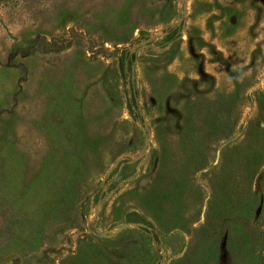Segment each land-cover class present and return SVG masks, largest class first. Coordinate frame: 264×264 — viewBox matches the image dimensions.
Listing matches in <instances>:
<instances>
[{
    "label": "rangeland",
    "instance_id": "obj_1",
    "mask_svg": "<svg viewBox=\"0 0 264 264\" xmlns=\"http://www.w3.org/2000/svg\"><path fill=\"white\" fill-rule=\"evenodd\" d=\"M135 230L264 264V0H0V264H129Z\"/></svg>",
    "mask_w": 264,
    "mask_h": 264
},
{
    "label": "trees",
    "instance_id": "obj_2",
    "mask_svg": "<svg viewBox=\"0 0 264 264\" xmlns=\"http://www.w3.org/2000/svg\"><path fill=\"white\" fill-rule=\"evenodd\" d=\"M141 237L140 240H124L114 241L113 247L118 258L129 264H156V250L151 244L149 237L139 233L138 230L134 231ZM122 234L116 238L120 240ZM117 240V239H116Z\"/></svg>",
    "mask_w": 264,
    "mask_h": 264
}]
</instances>
